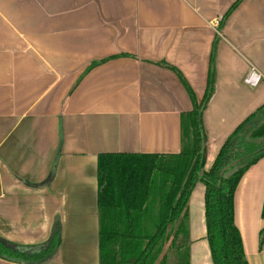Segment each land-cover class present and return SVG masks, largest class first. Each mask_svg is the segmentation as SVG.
I'll return each instance as SVG.
<instances>
[{"label":"crops","instance_id":"obj_1","mask_svg":"<svg viewBox=\"0 0 264 264\" xmlns=\"http://www.w3.org/2000/svg\"><path fill=\"white\" fill-rule=\"evenodd\" d=\"M236 1L0 0V236L38 245L59 226L40 264H99V153L181 150L193 102L169 66L198 100L214 69L202 116L209 168L264 102V0H242L221 25ZM253 68L256 86L245 82ZM263 203L264 156L235 192L250 264H264ZM189 212L190 264H214L202 180Z\"/></svg>","mask_w":264,"mask_h":264},{"label":"trees","instance_id":"obj_2","mask_svg":"<svg viewBox=\"0 0 264 264\" xmlns=\"http://www.w3.org/2000/svg\"><path fill=\"white\" fill-rule=\"evenodd\" d=\"M241 1L223 15L221 25ZM169 67L193 102L181 113V150L99 153V264H190L189 199L199 180L205 183L206 236L214 264H250L235 221V192L246 170L264 156V102L234 128L206 168L202 116L213 93L214 69L203 99L198 100L180 70ZM60 241L59 226L38 245H20L0 236V257L44 263ZM263 242L264 227L261 246Z\"/></svg>","mask_w":264,"mask_h":264},{"label":"built area","instance_id":"obj_3","mask_svg":"<svg viewBox=\"0 0 264 264\" xmlns=\"http://www.w3.org/2000/svg\"><path fill=\"white\" fill-rule=\"evenodd\" d=\"M262 79L263 78L261 74L255 68H253L245 78V82L251 86H256Z\"/></svg>","mask_w":264,"mask_h":264},{"label":"water","instance_id":"obj_4","mask_svg":"<svg viewBox=\"0 0 264 264\" xmlns=\"http://www.w3.org/2000/svg\"><path fill=\"white\" fill-rule=\"evenodd\" d=\"M200 172V171H199Z\"/></svg>","mask_w":264,"mask_h":264}]
</instances>
